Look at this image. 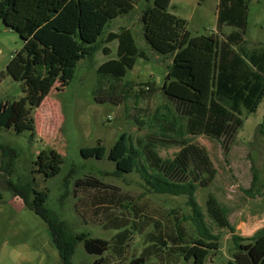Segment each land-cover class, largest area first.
<instances>
[{
    "label": "trees",
    "instance_id": "1",
    "mask_svg": "<svg viewBox=\"0 0 264 264\" xmlns=\"http://www.w3.org/2000/svg\"><path fill=\"white\" fill-rule=\"evenodd\" d=\"M138 1L0 0V19L23 40L22 49L7 65V73L22 84L25 93L18 101L0 103V127L14 128L17 134L29 131L31 137L36 136L33 111L55 84L67 87L80 60L92 57L101 47L109 55L108 44L113 42L118 43L117 58L99 66L96 100L118 105L127 103L133 95L155 93L150 83L143 84L146 90L136 92L131 82H124L137 59L146 58L130 29L109 31L97 43L107 24L128 15ZM145 1L148 3L142 12L145 39L158 53L172 57L163 94L188 117L189 133L206 134L213 139L225 136L230 141L243 125V111L255 113L264 97V47L249 50L243 44L251 0H219L217 26L236 28L224 40L215 33L193 35L187 29V21L169 11L171 0ZM135 121L142 126L146 123L139 118ZM151 121V127L163 137L173 138L174 134L177 138L184 137L173 116L157 111ZM183 142L187 144L188 140ZM154 148L155 144L146 148L135 146L122 133L109 150L99 141L96 146L82 148L81 154L85 158L107 157L115 163L117 174L141 172L150 189L157 193L187 194L196 234L179 221L166 224L149 216L130 194L94 177L75 179V209L83 219L87 216L117 233L110 240L75 233L55 211L37 199L31 200L34 191L31 182L17 184L11 180L17 152L1 142L4 158L0 170L6 177V189L45 222L61 264H73L79 243H83L88 254L98 257L94 264L106 263L107 256L127 260V249L136 233L144 234L146 245L138 256L130 257V264H148L153 260L154 264H176L179 259L189 264H206L211 252L220 249L219 237L203 222L204 214L195 198L196 185L180 178L186 172L188 158H196L207 169L208 157L194 145H187L174 160L162 159ZM61 164L62 157L52 150L40 162L39 172L46 178L53 177L61 170ZM253 181H258L256 175ZM213 210L218 224L231 232L235 245L233 258L225 264H264V227L251 237H242L228 220L226 207L216 204Z\"/></svg>",
    "mask_w": 264,
    "mask_h": 264
},
{
    "label": "rangeland",
    "instance_id": "2",
    "mask_svg": "<svg viewBox=\"0 0 264 264\" xmlns=\"http://www.w3.org/2000/svg\"><path fill=\"white\" fill-rule=\"evenodd\" d=\"M146 5L145 0H139L128 15L109 22L97 43L100 44L109 31L118 32L122 27L130 29L146 58L137 59L124 82H131L136 92L146 90L147 86L143 84L150 83L155 87V93H145L140 97L133 95L127 103L118 105L98 102L99 66L117 58L118 43L108 44L109 55H105L101 47L92 57L78 62L75 76L67 87L56 83L40 107L33 111L36 136L31 137L29 131L17 134L14 128L0 127V142L17 152L11 180L17 184L31 182L34 189L31 200L43 202L75 233L85 232L91 237L106 240L117 233L104 229L87 216L83 219L75 209V179L94 177L130 194L149 216L166 224L179 221L196 234L193 208L187 194L157 193L150 189L141 172L117 174L115 163L107 157L85 158L81 154L82 148L96 146L99 141L109 150L122 133L140 148L155 144L156 155L162 159L174 160L183 148L194 145L204 150L208 167L206 169L196 158H188L186 172L180 179L194 182L195 198L204 214L203 222L219 237L220 249L211 252L206 264H225L233 258L235 245L231 232L215 219L213 208L216 204L228 209L227 218L235 227L236 234L242 237H251L264 227V97L255 113L243 111V125L230 141L225 136L213 139L206 134L189 133L188 117L162 92L172 57L158 53L146 41L142 22ZM218 5L219 0H171L169 11L185 19L187 29L193 35L215 33L224 40L236 28L217 26ZM244 40L243 44L249 50L264 47V0L248 3ZM22 47L20 36L0 19V103H12L25 96L22 84L7 73L12 56ZM157 111L177 119L184 137L177 138L174 134L169 138L156 133L150 122ZM136 118L145 120V125H139ZM184 139L188 140L187 144ZM52 150L62 157L61 170L46 178L39 172V164ZM2 158L4 156L0 152V165ZM145 162L149 168L153 167L150 160ZM3 175L0 170V191L3 193L0 202V264H40L43 258H46L44 264H61L58 253L54 257L42 247L43 237H49L52 245L45 222L26 208L20 197L6 189V177ZM254 175L258 177L256 182L253 181ZM151 229L152 226L148 228ZM145 245L144 234L136 233L127 249V260L107 256L104 264H130V257L138 256ZM96 259L97 256L88 254L83 243H79L72 261L73 264H94ZM154 263L155 260L148 264ZM176 264L189 262L179 259Z\"/></svg>",
    "mask_w": 264,
    "mask_h": 264
},
{
    "label": "crops",
    "instance_id": "3",
    "mask_svg": "<svg viewBox=\"0 0 264 264\" xmlns=\"http://www.w3.org/2000/svg\"><path fill=\"white\" fill-rule=\"evenodd\" d=\"M43 238H44V240L41 241L43 249H45L46 252H48L49 254L53 255L54 257H57V253L58 252H56V250H54L55 247L50 244L49 237H43ZM0 252H1V249H0ZM16 259H19V261H20V257H18ZM45 260H46V258H43L42 261H40V264H44Z\"/></svg>",
    "mask_w": 264,
    "mask_h": 264
}]
</instances>
